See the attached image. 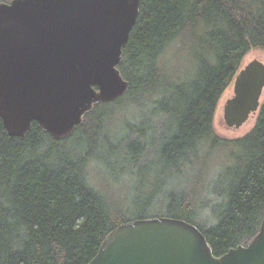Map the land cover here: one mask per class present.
I'll use <instances>...</instances> for the list:
<instances>
[{
    "label": "trees",
    "instance_id": "trees-1",
    "mask_svg": "<svg viewBox=\"0 0 264 264\" xmlns=\"http://www.w3.org/2000/svg\"><path fill=\"white\" fill-rule=\"evenodd\" d=\"M256 49L264 0H141L118 65L124 96L61 141L36 123L10 137L0 119V264H87L116 226L154 217L194 225L214 256L246 245L264 216V100L242 138L213 121Z\"/></svg>",
    "mask_w": 264,
    "mask_h": 264
},
{
    "label": "water",
    "instance_id": "water-1",
    "mask_svg": "<svg viewBox=\"0 0 264 264\" xmlns=\"http://www.w3.org/2000/svg\"><path fill=\"white\" fill-rule=\"evenodd\" d=\"M141 0H11L0 3V119L23 140L32 124L61 141L99 104L125 95L118 65ZM264 62L236 74L223 109L227 129L258 113ZM87 264H264V216L246 244L214 256L205 236L180 219L131 220L111 230Z\"/></svg>",
    "mask_w": 264,
    "mask_h": 264
},
{
    "label": "rangeland",
    "instance_id": "rangeland-1",
    "mask_svg": "<svg viewBox=\"0 0 264 264\" xmlns=\"http://www.w3.org/2000/svg\"><path fill=\"white\" fill-rule=\"evenodd\" d=\"M253 59H258V60L264 62V50L256 49V50L250 51L247 54V56L245 57L242 67L246 63H248L249 61H251ZM176 62L177 63H175V65L181 67V62H178V61H176ZM191 65H192V63H191ZM232 96H233V81L229 84V86L227 87L226 91L223 93V95H222V97H221V99H220V101L218 103V106H217V109H216V112H215V116H214V121H213V127H214V130H215L216 134L218 136H220L221 138L226 139V140H236V139H239V138H242L243 136H245L251 130V128L253 127L255 116H256L255 115V116L249 118L247 123L244 124L238 130L227 129L225 127L224 121H223V109H224V105H225L226 101L228 99H230ZM263 98H264V93H263ZM228 153H229V148L227 150V149L222 148V147L218 148L214 152V155L216 157L215 160L217 161L215 163L219 162L218 165L216 166L217 167L216 171H218L221 168H223L224 165L228 166V163H229L228 162L229 161ZM111 161H112V163L114 164L115 167L121 168L123 166V163L118 158H116V159L113 158V159H111ZM219 172H217V173H219ZM125 173H127V172L121 173V174H119L116 177H119L120 175L125 174ZM125 176H127V175L121 176L120 179L124 178ZM159 183H161V179L160 178L153 179L152 187L151 188H147L145 190V192L151 193L153 191V189H154L153 185H157ZM132 190H133V188H132ZM126 191H128L127 192L128 196L130 198H132L133 195H132V191L130 190V188H129V190L127 189ZM153 214H155V212ZM153 214H151V215H153Z\"/></svg>",
    "mask_w": 264,
    "mask_h": 264
},
{
    "label": "bare ground",
    "instance_id": "bare-ground-1",
    "mask_svg": "<svg viewBox=\"0 0 264 264\" xmlns=\"http://www.w3.org/2000/svg\"><path fill=\"white\" fill-rule=\"evenodd\" d=\"M121 176V175H120ZM127 179V178H126Z\"/></svg>",
    "mask_w": 264,
    "mask_h": 264
}]
</instances>
